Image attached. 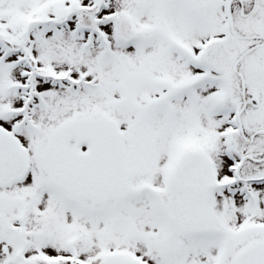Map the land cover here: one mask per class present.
<instances>
[{"label": "snow or ice", "instance_id": "1", "mask_svg": "<svg viewBox=\"0 0 264 264\" xmlns=\"http://www.w3.org/2000/svg\"><path fill=\"white\" fill-rule=\"evenodd\" d=\"M0 264H264V0H0Z\"/></svg>", "mask_w": 264, "mask_h": 264}]
</instances>
